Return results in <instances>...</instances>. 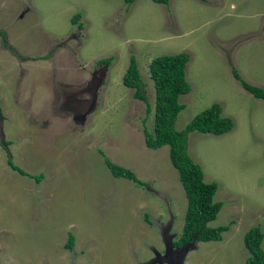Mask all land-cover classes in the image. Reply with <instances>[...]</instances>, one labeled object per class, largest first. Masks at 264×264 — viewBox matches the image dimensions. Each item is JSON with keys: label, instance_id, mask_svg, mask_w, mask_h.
I'll return each mask as SVG.
<instances>
[{"label": "rangeland", "instance_id": "374dc122", "mask_svg": "<svg viewBox=\"0 0 264 264\" xmlns=\"http://www.w3.org/2000/svg\"><path fill=\"white\" fill-rule=\"evenodd\" d=\"M0 30V264L169 262L188 199L170 147L149 149L144 131L155 128L150 65L181 53L191 55L192 91L180 97L176 130L215 103L235 122L222 136L189 135L191 157L224 204L210 227L234 224L223 241L171 257L246 264V234L264 232V100L232 71L264 88V0H0ZM131 57L148 104L123 84ZM4 145L32 177L9 166ZM104 157L148 186L115 178Z\"/></svg>", "mask_w": 264, "mask_h": 264}, {"label": "trees", "instance_id": "16d2710c", "mask_svg": "<svg viewBox=\"0 0 264 264\" xmlns=\"http://www.w3.org/2000/svg\"><path fill=\"white\" fill-rule=\"evenodd\" d=\"M125 5L132 6L137 0H123ZM155 3L169 5L171 0H152ZM81 14L72 19L75 24L80 23ZM83 29L82 23L79 24ZM0 35L5 34L0 30ZM115 58L100 61L101 65H112ZM191 60L189 53L168 55L156 58L150 65L151 78L155 83V128L151 133L145 129V143L149 149L159 150L165 146L170 147V159L173 166L180 174V180L184 187L188 209L182 236L176 241L175 246L184 248L196 243H209L223 241V234L230 231L234 224L210 227L216 221L223 209L224 204L215 200L219 191V184L208 183L201 165L196 163L189 153V135L198 132L201 134H212L222 136L232 132L235 122L232 118L223 115V106L219 103L213 104L209 109L203 111L183 130H176V123L180 113L185 106L180 103V97L192 91L186 72ZM234 78L241 86L256 99L264 100V88L256 87L246 82L237 69H233ZM123 84L128 89L135 90V97L148 104L146 85L142 81V75L135 57H131L129 68L124 76ZM149 106V111H150ZM0 106V116L2 115ZM8 164L23 177H32L15 165L9 149ZM105 163L115 178H125L136 184L146 187L148 184L138 178L135 172L121 167L105 158ZM41 182L43 177L35 178ZM146 220L150 222L149 216ZM245 246L250 253L246 264H264V232L261 225L249 230L245 236ZM76 238L73 234L69 236L66 248H75Z\"/></svg>", "mask_w": 264, "mask_h": 264}, {"label": "flooded vegetation", "instance_id": "af4514ba", "mask_svg": "<svg viewBox=\"0 0 264 264\" xmlns=\"http://www.w3.org/2000/svg\"><path fill=\"white\" fill-rule=\"evenodd\" d=\"M0 117H2V120H0V122L2 123L3 122V119H4V117H3V115H1ZM5 146V148L6 149H8V146H6V145H4ZM175 243H176V241L173 243V245H174V247H175V252H169V256H168V258H169V262L167 263V264H177V262L175 261V260H172V258L173 257H171L172 255H175V253H177V252H179L180 253V255L183 253V254H185L186 253V251H188L190 248H193V246H187V247H184V248H178V247H176L175 246ZM156 253H158V252H156ZM184 256V255H183ZM165 258H167V256L165 257ZM183 260H184V257H183ZM148 261V260H147ZM146 261V262H147ZM182 264H183V261L181 262Z\"/></svg>", "mask_w": 264, "mask_h": 264}, {"label": "water", "instance_id": "95a60500", "mask_svg": "<svg viewBox=\"0 0 264 264\" xmlns=\"http://www.w3.org/2000/svg\"><path fill=\"white\" fill-rule=\"evenodd\" d=\"M0 120H2V117H0Z\"/></svg>", "mask_w": 264, "mask_h": 264}]
</instances>
